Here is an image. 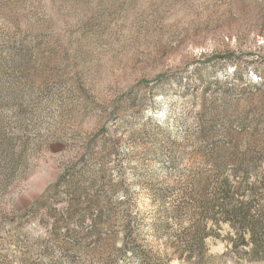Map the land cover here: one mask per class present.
Listing matches in <instances>:
<instances>
[{
    "label": "rangeland",
    "instance_id": "374dc122",
    "mask_svg": "<svg viewBox=\"0 0 264 264\" xmlns=\"http://www.w3.org/2000/svg\"><path fill=\"white\" fill-rule=\"evenodd\" d=\"M226 178L264 205V0H0V264H264L184 259Z\"/></svg>",
    "mask_w": 264,
    "mask_h": 264
},
{
    "label": "trees",
    "instance_id": "16d2710c",
    "mask_svg": "<svg viewBox=\"0 0 264 264\" xmlns=\"http://www.w3.org/2000/svg\"><path fill=\"white\" fill-rule=\"evenodd\" d=\"M246 195L248 198L244 200ZM257 196L256 187L243 188L241 182L232 185L226 178L204 195L174 206L171 213L180 222L188 218L190 223L181 237L184 259L202 262L208 250L207 242L220 241L231 250L241 249L242 260L263 261L264 205H256ZM167 212L163 211L162 215L168 216L170 212ZM222 224L231 225L233 233L220 234Z\"/></svg>",
    "mask_w": 264,
    "mask_h": 264
}]
</instances>
